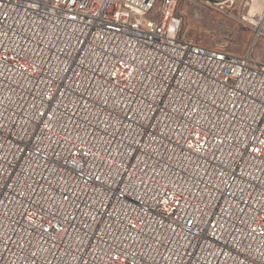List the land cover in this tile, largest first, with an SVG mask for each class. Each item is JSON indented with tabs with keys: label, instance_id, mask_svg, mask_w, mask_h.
<instances>
[{
	"label": "built area",
	"instance_id": "2783aa9c",
	"mask_svg": "<svg viewBox=\"0 0 264 264\" xmlns=\"http://www.w3.org/2000/svg\"><path fill=\"white\" fill-rule=\"evenodd\" d=\"M156 2L0 0V264H264V56Z\"/></svg>",
	"mask_w": 264,
	"mask_h": 264
},
{
	"label": "rangeland",
	"instance_id": "374dc122",
	"mask_svg": "<svg viewBox=\"0 0 264 264\" xmlns=\"http://www.w3.org/2000/svg\"><path fill=\"white\" fill-rule=\"evenodd\" d=\"M161 7L157 0L155 15ZM174 12L183 37L237 55L253 48L254 58L264 56V0H176Z\"/></svg>",
	"mask_w": 264,
	"mask_h": 264
},
{
	"label": "bare ground",
	"instance_id": "6f19581e",
	"mask_svg": "<svg viewBox=\"0 0 264 264\" xmlns=\"http://www.w3.org/2000/svg\"><path fill=\"white\" fill-rule=\"evenodd\" d=\"M254 5H255V4H254ZM254 5H251V6H250L251 11L254 9Z\"/></svg>",
	"mask_w": 264,
	"mask_h": 264
}]
</instances>
